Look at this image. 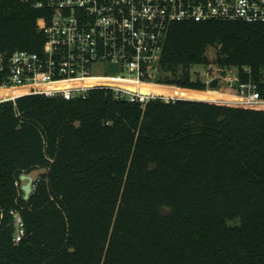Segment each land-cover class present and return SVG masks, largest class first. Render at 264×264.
Returning a JSON list of instances; mask_svg holds the SVG:
<instances>
[{
    "label": "trees",
    "instance_id": "1",
    "mask_svg": "<svg viewBox=\"0 0 264 264\" xmlns=\"http://www.w3.org/2000/svg\"><path fill=\"white\" fill-rule=\"evenodd\" d=\"M41 15L0 0V52H39ZM200 64L258 80L264 22L172 25L155 80L191 99L0 102V264H264V111L202 100ZM34 170L24 200L16 183Z\"/></svg>",
    "mask_w": 264,
    "mask_h": 264
},
{
    "label": "built area",
    "instance_id": "2",
    "mask_svg": "<svg viewBox=\"0 0 264 264\" xmlns=\"http://www.w3.org/2000/svg\"><path fill=\"white\" fill-rule=\"evenodd\" d=\"M19 1L42 12L37 27L44 36V44L39 52H0V89L12 90L0 96V102L31 94L70 100L84 97L94 88L110 89L117 99L142 107L156 98L191 99L144 93L140 89L143 83H157L159 63L172 25L211 20L264 22V0ZM209 65L215 71L193 72V78L205 85L196 90L217 91L229 97L204 101L264 111V70L254 80L248 67ZM214 78H218L217 86L211 88L209 83ZM14 219L13 240L18 243L24 228L17 213Z\"/></svg>",
    "mask_w": 264,
    "mask_h": 264
},
{
    "label": "bare ground",
    "instance_id": "3",
    "mask_svg": "<svg viewBox=\"0 0 264 264\" xmlns=\"http://www.w3.org/2000/svg\"><path fill=\"white\" fill-rule=\"evenodd\" d=\"M140 89L144 93L153 92L155 94H161L164 96L183 97L180 93V88L177 86H173V85L150 82V83L141 84ZM9 93H12V90L0 89V96H5ZM225 96L226 94L224 93H219L217 91L209 90V91H205V97L202 100L223 99V98H226Z\"/></svg>",
    "mask_w": 264,
    "mask_h": 264
},
{
    "label": "water",
    "instance_id": "4",
    "mask_svg": "<svg viewBox=\"0 0 264 264\" xmlns=\"http://www.w3.org/2000/svg\"><path fill=\"white\" fill-rule=\"evenodd\" d=\"M223 74V73H222ZM218 78H214L210 83L209 86L211 88H215L217 86ZM20 180L25 181L21 184V190L23 191V199H29V196L33 190V177L30 174L22 173L19 176Z\"/></svg>",
    "mask_w": 264,
    "mask_h": 264
},
{
    "label": "rangeland",
    "instance_id": "5",
    "mask_svg": "<svg viewBox=\"0 0 264 264\" xmlns=\"http://www.w3.org/2000/svg\"><path fill=\"white\" fill-rule=\"evenodd\" d=\"M210 56L212 57V56H214V53L212 52V51H210ZM202 70H209V71H211V70H213V71H215V68L212 66V65H208V66H206L205 68H203V67H201V66H199V65H196V66H193L192 68H191V72L193 73V72H202ZM101 72V71H100ZM99 72V73H100ZM226 98H228L229 96L228 95H226L225 96ZM43 170H34L33 172H31L30 173V175L33 177V182H34V180L37 178V176H38V174L39 173H41ZM25 181H23V180H18L17 181V185L19 186V188H20V186H21V184L22 183H24ZM19 194H23V191L21 190V189H19Z\"/></svg>",
    "mask_w": 264,
    "mask_h": 264
}]
</instances>
